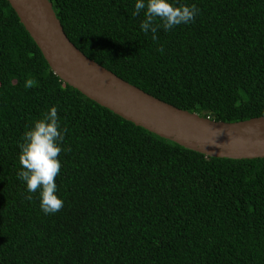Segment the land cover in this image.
<instances>
[{
  "label": "trees",
  "instance_id": "16d2710c",
  "mask_svg": "<svg viewBox=\"0 0 264 264\" xmlns=\"http://www.w3.org/2000/svg\"><path fill=\"white\" fill-rule=\"evenodd\" d=\"M50 1L80 50L144 91L214 120L264 116V0H181L196 18L155 41L135 0ZM52 105L65 202L46 215L16 174L22 134ZM0 264H264V157L208 156L102 106L0 0Z\"/></svg>",
  "mask_w": 264,
  "mask_h": 264
},
{
  "label": "water",
  "instance_id": "95a60500",
  "mask_svg": "<svg viewBox=\"0 0 264 264\" xmlns=\"http://www.w3.org/2000/svg\"><path fill=\"white\" fill-rule=\"evenodd\" d=\"M52 70L138 126L213 157L263 158L264 116L229 122L179 108L88 57L68 37L50 0H8Z\"/></svg>",
  "mask_w": 264,
  "mask_h": 264
},
{
  "label": "clouds",
  "instance_id": "9594fccd",
  "mask_svg": "<svg viewBox=\"0 0 264 264\" xmlns=\"http://www.w3.org/2000/svg\"><path fill=\"white\" fill-rule=\"evenodd\" d=\"M198 12L195 3H182L181 0H135L131 15L143 13L140 30L145 35L151 32L155 41L161 28L168 32L188 24L194 21ZM32 83L31 80L26 81L25 87H31ZM66 133L58 107L52 105L26 127L18 144L20 169L17 178L26 185L29 200L32 199L31 194H38L40 209L46 215L59 212L65 202L56 178L61 172Z\"/></svg>",
  "mask_w": 264,
  "mask_h": 264
}]
</instances>
